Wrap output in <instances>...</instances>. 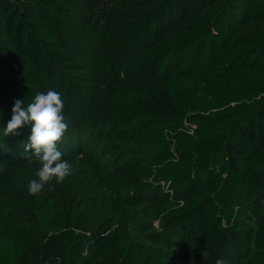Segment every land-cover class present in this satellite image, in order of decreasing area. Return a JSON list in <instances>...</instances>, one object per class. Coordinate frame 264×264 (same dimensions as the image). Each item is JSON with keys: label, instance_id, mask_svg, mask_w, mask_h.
<instances>
[{"label": "trees", "instance_id": "trees-1", "mask_svg": "<svg viewBox=\"0 0 264 264\" xmlns=\"http://www.w3.org/2000/svg\"><path fill=\"white\" fill-rule=\"evenodd\" d=\"M71 2L0 0V164L29 155L31 127L18 136L3 129L17 99L27 107L40 93L46 63L85 98L102 84L96 60L111 28L147 20L161 26L137 54L148 77L112 91L105 115L119 130L121 165L136 175L134 194L161 190L169 200L155 207L131 195L117 199L101 179L73 204L51 190L31 195L28 217L7 220L0 231V264H90L89 252L99 253L107 239L114 264H185L180 248L149 240L156 219L173 245L183 231L222 238L225 264L238 254L241 264H264V0H196L195 12L188 0ZM76 22L80 44L59 52ZM71 101L63 99L68 129L59 150L75 164L87 124L81 128ZM94 120L88 128L105 123ZM66 183L53 187L73 185ZM87 221L92 230L82 234ZM226 236L233 240L225 245Z\"/></svg>", "mask_w": 264, "mask_h": 264}, {"label": "rangeland", "instance_id": "rangeland-1", "mask_svg": "<svg viewBox=\"0 0 264 264\" xmlns=\"http://www.w3.org/2000/svg\"><path fill=\"white\" fill-rule=\"evenodd\" d=\"M71 1L73 2L71 4L79 3V0ZM188 1L192 11L195 12L196 0ZM177 18L179 19V17ZM156 20L157 24L166 26V21L162 15H158ZM161 21H164V23ZM160 28V25H152L151 21L147 20L132 24L122 22L113 26L96 60L102 84H99L96 91L85 98L77 95L79 94L77 87L62 75L59 76L57 71L46 63L43 78L39 82L40 92L57 91L62 94L63 99L71 96L72 101L68 106L73 108L74 114L83 119L80 121L82 129H85L83 125H88L93 119L96 121L104 118L105 123L103 126L94 128H88L86 125L87 128L84 132L87 137L83 139L85 142L84 149L72 155L77 163L74 164L69 161L73 166V170L67 178V183L73 185L57 189L53 187L55 184L53 181L50 185H46L42 192L51 190L62 193L60 194L62 203L73 204L74 201L80 198L83 191L98 186L96 181L101 179L100 184L117 199H123L126 195H131L132 200L146 201L155 207H159L169 200L167 196L162 194L161 190L157 193L149 192L144 195L142 192L134 194L138 192L136 175L125 170L121 165L122 144L119 130L115 123L105 115V104L112 91L120 87L131 88L141 81H146L147 72L136 65L137 54L142 45L150 43L158 37ZM76 29L80 30L79 22L75 23V28H72L71 31L63 32V45L59 47V52L75 51L76 45L80 44L79 40L75 38ZM82 41H85V39L83 38ZM68 56L74 57V55ZM5 160L4 163L0 164V231L4 229L7 220L19 223V220L28 217L31 195L28 193L27 187L30 180L37 178L36 172L40 167L38 162L36 164L30 163L28 159L18 157V152L15 156L7 155ZM84 171L86 177L84 181H81ZM135 227V231L142 228L140 225ZM90 230H92V225L87 221L82 227V234H86ZM152 231L155 232V235L149 237V240L156 245L159 244L167 248H180L183 252L185 264H215L217 259L224 260V256H229L222 251V238L206 241L198 236L187 237L185 231H183L179 236L180 244L177 246L171 244L163 232L165 229H160L157 219L152 222L151 228L146 231V234L150 235ZM224 238L225 245L233 240L231 236ZM204 251L208 252L209 257L199 256ZM113 259L109 239L103 244L99 253L89 252V255L85 258L90 264H114ZM230 259L234 264L242 263L240 254Z\"/></svg>", "mask_w": 264, "mask_h": 264}, {"label": "clouds", "instance_id": "clouds-1", "mask_svg": "<svg viewBox=\"0 0 264 264\" xmlns=\"http://www.w3.org/2000/svg\"><path fill=\"white\" fill-rule=\"evenodd\" d=\"M24 105L22 99L14 102L12 117L3 129V136H18L25 125L31 127L30 143L25 146V153L29 154L26 158L29 161L34 158L40 167L36 172L37 178L30 180L27 191L37 196L46 185L53 181L61 184L72 174V164L62 158L59 150L68 125L63 115L64 102L57 91L37 93L27 107ZM215 264H225V261L217 259Z\"/></svg>", "mask_w": 264, "mask_h": 264}, {"label": "built area", "instance_id": "built-area-1", "mask_svg": "<svg viewBox=\"0 0 264 264\" xmlns=\"http://www.w3.org/2000/svg\"><path fill=\"white\" fill-rule=\"evenodd\" d=\"M86 254V253H85Z\"/></svg>", "mask_w": 264, "mask_h": 264}]
</instances>
